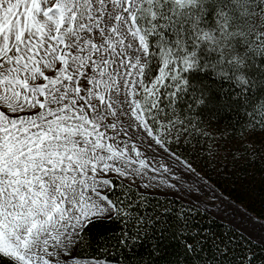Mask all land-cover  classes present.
I'll return each instance as SVG.
<instances>
[{
    "label": "snow or ice",
    "instance_id": "snow-or-ice-1",
    "mask_svg": "<svg viewBox=\"0 0 264 264\" xmlns=\"http://www.w3.org/2000/svg\"><path fill=\"white\" fill-rule=\"evenodd\" d=\"M0 264H264V0H0Z\"/></svg>",
    "mask_w": 264,
    "mask_h": 264
},
{
    "label": "trees",
    "instance_id": "trees-1",
    "mask_svg": "<svg viewBox=\"0 0 264 264\" xmlns=\"http://www.w3.org/2000/svg\"><path fill=\"white\" fill-rule=\"evenodd\" d=\"M257 207L259 206V205H256Z\"/></svg>",
    "mask_w": 264,
    "mask_h": 264
}]
</instances>
